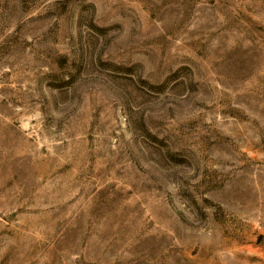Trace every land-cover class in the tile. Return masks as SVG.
Instances as JSON below:
<instances>
[{"label": "rangeland", "instance_id": "374dc122", "mask_svg": "<svg viewBox=\"0 0 264 264\" xmlns=\"http://www.w3.org/2000/svg\"><path fill=\"white\" fill-rule=\"evenodd\" d=\"M0 264H264V0H0Z\"/></svg>", "mask_w": 264, "mask_h": 264}]
</instances>
